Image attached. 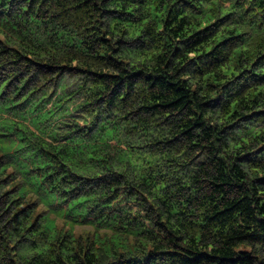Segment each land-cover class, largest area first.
Returning a JSON list of instances; mask_svg holds the SVG:
<instances>
[{
	"label": "trees",
	"instance_id": "trees-1",
	"mask_svg": "<svg viewBox=\"0 0 264 264\" xmlns=\"http://www.w3.org/2000/svg\"><path fill=\"white\" fill-rule=\"evenodd\" d=\"M0 264H264V0H0Z\"/></svg>",
	"mask_w": 264,
	"mask_h": 264
},
{
	"label": "rangeland",
	"instance_id": "rangeland-1",
	"mask_svg": "<svg viewBox=\"0 0 264 264\" xmlns=\"http://www.w3.org/2000/svg\"><path fill=\"white\" fill-rule=\"evenodd\" d=\"M92 232H93L92 228L89 227V226H86V225H82V226L77 225L75 227V233L76 234H81L83 236H85V235L88 236V235H91Z\"/></svg>",
	"mask_w": 264,
	"mask_h": 264
}]
</instances>
